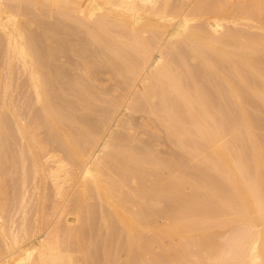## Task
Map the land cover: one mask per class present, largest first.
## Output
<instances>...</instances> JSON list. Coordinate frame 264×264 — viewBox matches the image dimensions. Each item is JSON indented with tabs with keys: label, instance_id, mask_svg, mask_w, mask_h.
Segmentation results:
<instances>
[{
	"label": "bare ground",
	"instance_id": "bare-ground-1",
	"mask_svg": "<svg viewBox=\"0 0 264 264\" xmlns=\"http://www.w3.org/2000/svg\"><path fill=\"white\" fill-rule=\"evenodd\" d=\"M0 37L36 111L22 122L0 62V264H131L147 251V264H184L191 243L210 249L208 263L264 264V0H0ZM66 52L80 55L79 78L60 69ZM101 65L122 79L103 100L91 76ZM122 106L154 116L179 153L134 143ZM26 166L40 199L49 180L62 202L17 228L5 220L6 174L21 169L24 201ZM224 227L237 228L228 244L208 240ZM178 233L187 239L172 245Z\"/></svg>",
	"mask_w": 264,
	"mask_h": 264
},
{
	"label": "rangeland",
	"instance_id": "rangeland-1",
	"mask_svg": "<svg viewBox=\"0 0 264 264\" xmlns=\"http://www.w3.org/2000/svg\"><path fill=\"white\" fill-rule=\"evenodd\" d=\"M43 16V15H42ZM42 16H40L41 18H42ZM44 17V16H43ZM46 17V16H45ZM43 18V21H45V22H47V20L48 21H50L49 19H46V18ZM232 18H233V16H231ZM235 18V17H234ZM34 27H37L38 26V24H37V22L36 23H34V25H33ZM38 34L40 35V36H42L43 34H42V31H41V29H38ZM65 35V34H64ZM61 36H63V34H61ZM81 37H82V35H80ZM64 38H66V37H69V36H63ZM0 40H1V37H0ZM68 53V54H67ZM3 52H0V62H2V57H3ZM64 54H66V55H64ZM2 55V56H1ZM60 55H62L61 57L62 58H60V60H59V57H60ZM59 57H58V63H60V64H62V62L64 63V62H67L68 63V66L66 65H62V66H60L61 68L60 69H62L61 71L66 75L65 77H67L66 79L68 80V78L70 79V78H75V77H77L78 75V78L82 75L81 73H82V71L83 70H81V66H79V67H81L80 69H78V70H76L78 67V65L76 66L77 68H75V67H73L74 66V64H78V62H80L81 61V57H79L80 55H78L77 56V53H73V52H66V53H60L59 55H58ZM64 56V57H63ZM80 58V60H78ZM60 61V62H59ZM78 61V62H77ZM66 63V64H67ZM72 63V64H71ZM5 64H4V62H2L1 63V67L3 68V66H4ZM72 65V66H71ZM63 66H64V68H63ZM102 66V65H101ZM101 66H97L96 67V71H93V72H95L96 74H94L93 72H92V82H93V80H96V78H97V81H96V85H95V83L93 84V85H95V87L98 89V90H100L99 92H101V94L100 95H103V94H105V93H107V94H105L106 96L109 94V96H107L108 97V99L109 98H111L112 97V95L114 96L115 94L117 95V91L114 89V88H117V87H115L117 84L118 85H121V82H122V79L120 78V77H118V78H120V80L121 81H119V79L117 78V76L115 75L114 77H113V75L111 74V72H108V71H110L109 69H108V67H106V68H103V66L101 67ZM105 67V66H104ZM2 68H1V70H2ZM13 68H15V66L13 67ZM64 69H65V71H64ZM107 69V70H106ZM5 70H6V74H5ZM10 69L8 68V67H6V66H4V68H3V72H2V74L4 75L3 77H2V79L4 80L6 77H5V75H9L8 73L10 72V74L13 76L12 78V81H13V85H12V87H13V89H12V87L10 88V91H8V95H11L12 94V92H13V94H12V96L13 97H15L14 99L17 101L16 103H17V105L19 106L18 108H19V112L21 113V114H23V115H25L26 117H25V119H23V123H26V124H28L29 122H30V118L31 117H29L28 115H26V112H27V114H28V112H32V115H36V111H35V109H33L32 108V110H28V109H31V105H34L33 104V98H32V91H31V89L28 87V86H26V85H24V75L22 74L21 75V73L19 72V70H17V68H15V72L13 71V69H11L13 72H14V75L12 74V72H11V70L9 71ZM80 70V71H79ZM95 70V69H94ZM19 72V73H18ZM79 72V73H78ZM108 72V73H107ZM62 73V74H63ZM16 74V75H15ZM20 74V75H19ZM96 75H97V77H96ZM94 76H95V78H94ZM109 76H110V78H109ZM112 76V77H111ZM18 77H20L19 79H18ZM15 78V79H14ZM94 78V79H93ZM81 79V78H80ZM113 81H112V80ZM115 79H117V80H115ZM21 80V81H20ZM82 80V79H81ZM21 82V83H20ZM120 82V83H119ZM18 84V85H17ZM19 84H21V86H19ZM18 87H21V88H18ZM26 87H27V89H26ZM98 87H100V88H98ZM114 87V88H113ZM120 87V86H119ZM30 89V90H29ZM11 90H13V91H11ZM17 90V91H16ZM29 90V91H28ZM107 90V91H106ZM112 90H114V91H116L115 92V94H113L112 92ZM28 91V92H27ZM10 92H11V94H10ZM17 92V93H16ZM28 93H29V95H28ZM16 94V95H15ZM15 95V96H14ZM99 95V97H101V99L102 98H104V99H107L106 98V96H100ZM29 98H32V99H30L29 100ZM103 100V99H102ZM107 101V100H106ZM103 102V101H102ZM101 102V103H102ZM105 104H106V106L104 105V102H103V105H101L100 104V107H98V108H100V109H105V108H107V102H105ZM25 105H26V109H25ZM30 105V106H29ZM24 106V107H23ZM29 106V107H28ZM124 106V105H123ZM122 106V107H123ZM28 107V108H27ZM24 108V109H23ZM22 110H23V112H22ZM143 109H141L140 110V112H139V110H137V112L136 111H133V112H135V113H131L130 111L128 112V114H127V112H125L126 110H125V108L123 107V108H120V110L119 111H122L120 114H118V117H121L122 118V120H124L123 121V123L125 124L124 126L125 127H123V129H122V131H124L125 132V134L126 135H134V134H136L135 136H139L138 138L140 139V136L142 137V139L141 140H135V142L134 143H137V144H139V147H143L144 145V142L145 141H148L146 144H152V142H153V144H152V147H151V145H150V147L152 148V149H154L155 150V148H156V146H158L157 147V150H158V148H159V152L157 151V150H155L157 153H159V154H169L170 155V152L171 153H179V149H176V145L174 146V143L173 142H171V138L169 139V141L168 140H166L168 137H167V135H166V132H165V134H164V126L158 121V120H156L155 118H154V116L152 117L151 115H150V117L148 116V115H146L145 113H148V112H145V110H143ZM25 111V112H24ZM82 111L80 110V111H77V114L79 113V115L80 116H82L81 114L83 113V116H85V113L84 112H82ZM124 113V114H123ZM95 114L96 113H93L91 116V119H92V121H94L95 120V122H97V121H99V119H100V115L99 116H95ZM121 114H123V115H121ZM120 115V116H119ZM126 116V117H125ZM146 116H148L147 118H150V120L152 119V121H153V124H155V125H153L152 124V122L149 120V119H146V120H148V121H146V123L148 124V123H150L151 125L149 126V129L147 130V128H146V123H144L145 122V118H146ZM94 117V118H93ZM117 117V118H118ZM98 118V119H97ZM125 118V119H124ZM154 118V119H153ZM131 119V122L129 121V120ZM156 120V121H155ZM263 120H264V116H263ZM26 121V122H25ZM127 121H129L130 123H131V125H132V127L134 128H136L137 126V128H136V130H135V132H134V130H128L129 129V127H126V124L128 123H126ZM143 121V122H142ZM113 123L115 122L114 120L112 121ZM11 123V122H10ZM130 123H129V125L128 126H130ZM144 125V127H145V130H146V134H142V133H145V132H143V131H145L144 130V127H142V126ZM158 125V126H157ZM159 125H160V127H159ZM12 126H14L12 123L9 125V127H10V129L11 130H13V127ZM155 127V129H157L156 127H158V131L160 130L161 132H158L157 131V133L159 134L160 133V135H158L157 137L159 138H157L155 135H153L154 134V127ZM142 127V128H141ZM147 127H148V125H147ZM150 127H151V129H150ZM161 127H162V129H161ZM131 128V127H130ZM127 130L128 132L126 133V131L125 130ZM138 129V130H137ZM143 129V130H142ZM154 129V130H153ZM44 129H42V131H41V129H40V131H41V134H42V136H43V132L45 133V131H43ZM149 130H151L152 132H153V134L150 132V133H147V132H149ZM121 131V132H122ZM124 132H122L123 133V135H125L124 134ZM142 132V133H141ZM156 132V131H155ZM134 133V134H133ZM140 133V134H139ZM156 133V134H157ZM150 134V135H149ZM9 135H12L11 134V132H10V134ZM164 135H166L165 137H167V138H165L164 137ZM46 136V133H45V135H44V137ZM134 136V137H135ZM152 137V138H151ZM157 138V139H155V138ZM137 137H135L134 139H138ZM155 140H154V139ZM18 139V141H14V140H17ZM153 139V140H152ZM14 142L12 141V144H11V147H10V149H9V153H10V158L13 160H15L16 158H17V155H18V153H19V151H20V149H21V144H22V142H21V140H20V138L19 137H16V138H14ZM145 140V141H144ZM20 141V142H19ZM141 141V142H140ZM156 141L157 142H160V143H156ZM173 141V140H172ZM143 142V143H142ZM17 143H18V145H17ZM154 143H156L155 145L156 146H154ZM53 144V147L55 148V149H57V148H60L59 147V145L57 144V142H54V143H52ZM55 144H57L56 146H55ZM160 144V145H159ZM52 146V145H51ZM19 147V148H18ZM11 150H13V152L11 151ZM16 150V151H15ZM58 150V149H57ZM59 150H61V149H59ZM172 150H174V151H172ZM15 151V152H14ZM18 151V153L16 154V152ZM55 152H58V151H55ZM58 153H60V152H58ZM15 154V155H14ZM161 154V155H162ZM164 155H162V156H164ZM169 155H165V157L167 156H169ZM15 156H16V158H15ZM13 157V158H12ZM27 163L28 164H26L29 168H31V163H30V161L28 160L27 161ZM26 166V168H27V173H29V177L30 178H27V180L28 181H30V182H28V186H27V182H26V195H25V198H24V201L22 200V197L21 196H19V194L21 195V190L22 189H20V188H22V187H20L19 188V186H22V185H20L21 184V177H22V171H21V169H19V170H17V172H19V174L17 175L15 172H14V169H11V172H9V171H7L8 173L6 174L7 176H6V183H7V185H8V187H6V189H5V191L7 190L8 191V193L6 192L5 194L6 195H9V198H5V197H7V196H5L4 195V198L5 199H9V201H10V203H11V205H7V203H9L8 202V200H6L7 202H6V211L7 210H10V212H5V217L7 218V219H5L6 220V222H8L9 223V225L11 224L12 225V227H15L14 225H16V224H18L19 223V226L18 225H16L17 226V228L18 227H20V225L23 223V221H25L26 222V224H27V226H29L28 224H30V220H32V222H33V224L36 222V221H39V218H41L42 217V214L44 213H46V215L45 216H47V217H49V216H51V215H49V214H51V213H55L54 211V209H58V207L57 206H59V204L62 202V200L61 199H59L60 200V202L59 201H57L58 200V198H56L55 196V198H53V195H54V193H53V188H52V186H50V184H51V182L49 183L47 180H46V182H45V184H44V186H43V192H45V194L43 193L42 195L43 196H41L43 199H40V197L38 196V194L36 193V190H34V187H33V183H32V181H33V179H32V173L30 174V171H31V169H29L30 171L28 172V167ZM13 168V167H12ZM16 174L15 176H14V174ZM21 175V176H20ZM28 174H26V177H28L27 176ZM18 176H20V177H18ZM16 177L17 178H19V179H16ZM8 178V179H7ZM32 179V180H31ZM20 180V182H18ZM29 183H31V184H29ZM48 183H49V185H48ZM32 185V186H31ZM47 186V187H46ZM30 187H31V191H30ZM33 187V188H32ZM73 188L75 187V186H72ZM51 188V189H50ZM19 190V191H18ZM52 191V192H51ZM29 192V193H28ZM48 193H52L51 195L50 194H48ZM30 194V195H29ZM17 196V197H16ZM29 196H30V198H29ZM35 196V197H34ZM49 196V197H48ZM15 197V198H14ZM20 198V199H19ZM26 198H28V199H26ZM50 198V199H49ZM14 199V200H13ZM17 199H19V200H17ZM49 199V200H48ZM57 199V200H56ZM15 200H17L16 201V203L18 204V206H16L17 204L15 203ZM22 200V201H21ZM26 200V201H25ZM33 200H34V202H33ZM37 200V201H36ZM43 201V203L42 204H38V202L39 201ZM51 200V201H50ZM12 201V202H11ZM20 201V202H19ZM33 203H32V202ZM50 201V202H49ZM37 202V203H36ZM46 204H45V203ZM52 202H54V204L52 203ZM55 202H59L58 203V205H57V203H55ZM9 203V204H10ZM13 203V204H12ZM21 203V204H20ZM41 203V202H40ZM67 203H68V201H67ZM71 203L72 202H70V204H69V207L71 206ZM36 204V205H35ZM49 204V205H48ZM21 205V206H20ZM29 205H31L30 206V208H29ZM35 205V207L37 206V205H39V208H35V207H33ZM44 205V206H43ZM54 205H56V206H54L55 208H53V206ZM14 208H13V207ZM19 206H20V208H19ZM43 206V207H42ZM48 206H51V207H48ZM65 208H67V206H68V204H66L65 203ZM15 207H18L17 209L15 208ZM38 207V206H37ZM44 207H47V208H44ZM68 207V209H71V207L69 208ZM32 208V209H31ZM42 208V209H41ZM50 208H51V210H53V211H51L50 210ZM12 209V210H11ZM14 209H16V210H14ZM20 209H22V210H19ZM35 209H37L38 211H35ZM44 209L46 210V211H44ZM57 209H56V211H57ZM29 210V211H28ZM50 212H49V211ZM12 211V212H11ZM14 211H16V213L14 212ZM28 211V213H26ZM31 211H33V212H31ZM42 211V212H41ZM35 212V213H34ZM39 212V213H38ZM40 212H41V216H40ZM6 213H7V215H6ZM8 213H9V215H10V217L8 216ZM11 213V214H10ZM14 213V218L16 219H14L13 217H12V214ZM34 213V214H33ZM31 214V215H30ZM33 214V215H32ZM37 214H39V215H37ZM44 214H43V216H44ZM52 214V215H53ZM18 215V216H17ZM27 215L29 216V217H27ZM8 216V217H7ZM15 216H17V217H15ZM30 216H32L31 218H30ZM38 216H39V218H38ZM18 217L20 218V219H18ZM69 217H74L73 216V214L71 213V214H69ZM14 220H13V219ZM23 218V219H22ZM38 218V219H37ZM50 218H52V217H50ZM8 219H9V221H8ZM49 219V218H48ZM18 220V221H17ZM26 220H29V221H26ZM14 221H16L17 223H15ZM13 222V223H12ZM32 222H31V224H32ZM30 224V225H31ZM43 225V224H42ZM44 226H47V225H44ZM43 226V228H44V230H45V227ZM235 230H234V229ZM231 229V230H230ZM237 228L236 227H224L223 229L222 228H220V229H218L217 231H219L218 233H216L217 234V236L215 235H212V236H210L209 238H208V240L209 241H213V242H221V243H224V242H227V244H228V242L230 241L229 240V236L228 235H230V239L232 238V239H234L236 236H235V234L236 233H233L232 232V230H234L235 232L237 231L236 230ZM222 232V233H221ZM232 232V233H231ZM224 233V234H223ZM219 234V235H218ZM220 234H222V235H224L225 237H226V239H225V237L224 236H222V235H220ZM231 234H233V236L231 235ZM178 236H181L180 238L178 237ZM187 235L185 234V233H178V234H176V236L170 241L171 242V244L172 245H174V244H177L178 245V243H179V241L181 240L182 242H184L185 243V241H186V239H187V237H186ZM219 236V237H218ZM217 237V238H216ZM222 237H224V238H222ZM220 239V240H219ZM222 240L224 241V242H222ZM226 244V245H227ZM97 245V246H96ZM95 246H94V248H99V243H97ZM189 247H190V249H191V257L189 258V260H187V261H185V263L184 264H193L194 262H196L198 259H197V257L198 258H202L203 259V257H204V261L207 263V264H212V262H210V261H213L211 258L209 259V256H210V249H207V250H204V251H201L200 252V250H199V248L197 247V246H195L193 243H191L190 245H189ZM158 249V248H157ZM228 249V248H227ZM209 250V251H208ZM158 252V251H157ZM198 252V253H197ZM194 253V254H193ZM196 253V254H195ZM204 254V255H203ZM156 255H158L159 256V258L161 257L162 259H167L166 258V255L164 254V253H161L160 252V249H159V253L158 254H156ZM206 257H208V259L210 260L209 261V263L207 262V258ZM149 258H151V253L150 252H144L143 253V257L142 258H140V260L139 259H134L132 262H131V264H147V260L149 259ZM206 259V260H205ZM80 262V261H79ZM76 263V262H75ZM74 263V264H75ZM76 264H79V263H76ZM80 264H81V262H80ZM156 264H159V262H158V260L156 261Z\"/></svg>",
	"mask_w": 264,
	"mask_h": 264
}]
</instances>
